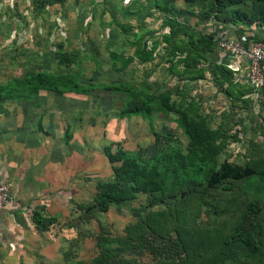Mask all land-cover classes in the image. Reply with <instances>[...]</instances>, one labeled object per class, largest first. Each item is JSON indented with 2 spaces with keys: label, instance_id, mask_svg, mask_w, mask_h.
I'll list each match as a JSON object with an SVG mask.
<instances>
[{
  "label": "rangeland",
  "instance_id": "374dc122",
  "mask_svg": "<svg viewBox=\"0 0 264 264\" xmlns=\"http://www.w3.org/2000/svg\"><path fill=\"white\" fill-rule=\"evenodd\" d=\"M226 29L262 40L264 0H0V84L70 80L0 100L17 197L2 210L0 264H264V246L224 244L264 242V208L247 214L264 199L259 174L206 186L225 163L251 167L264 141L250 130L264 125V101L218 47ZM103 86L165 107L127 116L136 101ZM34 212L56 222L37 227Z\"/></svg>",
  "mask_w": 264,
  "mask_h": 264
},
{
  "label": "trees",
  "instance_id": "16d2710c",
  "mask_svg": "<svg viewBox=\"0 0 264 264\" xmlns=\"http://www.w3.org/2000/svg\"><path fill=\"white\" fill-rule=\"evenodd\" d=\"M68 80L64 82L58 79L57 77L48 75L46 73H36L35 75H31V76L15 78L6 84H0V100L7 98L12 91L23 87L47 88L56 92H64L66 89H69L68 83L70 80L69 81ZM103 89L111 90V91L122 90L123 92L129 94L131 98H133L136 101L131 108H129L127 111L124 112V114H126L127 116L144 115L146 117H149L151 111H153L155 107L162 109H164L165 107L161 103L155 105L152 96H148L141 92L132 91L127 87L103 86ZM40 124L41 123L39 120L38 121L39 128H40ZM187 132H193L194 133L193 136L198 135V129L193 128V126L190 130H187ZM253 174H254V170L250 166H245L242 170H239L232 168L227 163H225L223 164L221 171H213L209 175L206 181V186L208 188H213V189H217L221 187L224 190H230L231 186L226 183L228 180L241 181L252 176ZM97 198L99 201V207L101 211L106 212L110 206V202H111L110 196L106 192H101ZM247 208H248L247 209L248 217L254 221V219H256L257 216L262 211V208H264V201L261 202L256 199L251 200L248 203ZM33 221L37 227L48 228L49 226H51L56 222V219L54 217L44 218L37 212H34ZM224 244L226 246H232L234 244H237L239 246H242L244 249H247V251L251 254H259L264 246L263 240L262 239L255 240L251 233H245L242 236H236L235 234H232L231 236L228 237V239L224 242Z\"/></svg>",
  "mask_w": 264,
  "mask_h": 264
},
{
  "label": "built area",
  "instance_id": "2783aa9c",
  "mask_svg": "<svg viewBox=\"0 0 264 264\" xmlns=\"http://www.w3.org/2000/svg\"><path fill=\"white\" fill-rule=\"evenodd\" d=\"M218 47L237 58L239 64L247 71L248 84L257 92L264 89V39L253 40L245 33L232 35L226 29L220 35ZM17 198L12 185L3 181L0 183V210L15 206Z\"/></svg>",
  "mask_w": 264,
  "mask_h": 264
},
{
  "label": "crops",
  "instance_id": "0c3cea01",
  "mask_svg": "<svg viewBox=\"0 0 264 264\" xmlns=\"http://www.w3.org/2000/svg\"><path fill=\"white\" fill-rule=\"evenodd\" d=\"M250 38V37H249ZM262 39H264V37H262ZM260 98L264 101V89L259 92ZM251 132H255L256 134L260 133L262 136H264V125L262 126H258L256 129L251 128L250 129ZM264 141L262 140L261 142H259L258 146H256L257 148L254 149L250 155V157H248L247 161L251 162V168L254 171V173H258L260 176V188L261 190H264V145H263ZM255 146V144H254ZM8 153H9V149L5 148L0 145V183L3 181L9 182L12 185L14 194H15V187L13 182L11 181V172L13 170L10 169V164H8L7 162V158H8ZM250 158V159H249ZM250 166V165H248ZM255 166V167H253ZM259 168V169H258ZM16 196V195H15ZM17 198V197H16ZM264 201V199H263ZM9 207H13V206H9ZM7 207V208H9ZM5 210V209H3ZM7 218V215H5L4 212H2V210H0V225L2 223L3 220H5Z\"/></svg>",
  "mask_w": 264,
  "mask_h": 264
}]
</instances>
